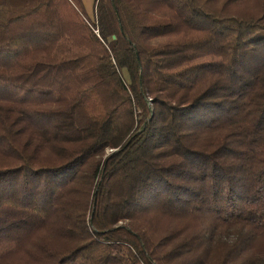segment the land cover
I'll use <instances>...</instances> for the list:
<instances>
[{"label":"trees","instance_id":"16d2710c","mask_svg":"<svg viewBox=\"0 0 264 264\" xmlns=\"http://www.w3.org/2000/svg\"><path fill=\"white\" fill-rule=\"evenodd\" d=\"M0 0V264H264V0Z\"/></svg>","mask_w":264,"mask_h":264},{"label":"rangeland","instance_id":"374dc122","mask_svg":"<svg viewBox=\"0 0 264 264\" xmlns=\"http://www.w3.org/2000/svg\"><path fill=\"white\" fill-rule=\"evenodd\" d=\"M89 18L93 19V0H82Z\"/></svg>","mask_w":264,"mask_h":264},{"label":"crops","instance_id":"0c3cea01","mask_svg":"<svg viewBox=\"0 0 264 264\" xmlns=\"http://www.w3.org/2000/svg\"><path fill=\"white\" fill-rule=\"evenodd\" d=\"M84 4V3H83ZM85 7V6H84ZM85 10H86V8H85Z\"/></svg>","mask_w":264,"mask_h":264}]
</instances>
